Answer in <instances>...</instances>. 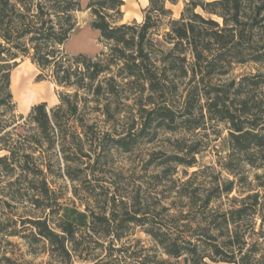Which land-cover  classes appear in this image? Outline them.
<instances>
[{
    "label": "trees",
    "instance_id": "16d2710c",
    "mask_svg": "<svg viewBox=\"0 0 264 264\" xmlns=\"http://www.w3.org/2000/svg\"><path fill=\"white\" fill-rule=\"evenodd\" d=\"M178 2L149 0L142 21H123L125 0H89L104 45L89 55L65 48L81 0H0V233L25 239L32 253L43 244L53 264H88L94 249L105 252L94 264H264V0H188L175 17L168 3ZM20 58L62 88L56 105L17 114ZM211 122L228 131L217 173L198 166L195 141L148 153L143 170L167 180L168 207L157 211L143 180L129 190L107 177L116 153ZM64 178L83 180L95 200L85 226L62 214L53 185ZM134 227L155 245L130 251Z\"/></svg>",
    "mask_w": 264,
    "mask_h": 264
},
{
    "label": "rangeland",
    "instance_id": "374dc122",
    "mask_svg": "<svg viewBox=\"0 0 264 264\" xmlns=\"http://www.w3.org/2000/svg\"><path fill=\"white\" fill-rule=\"evenodd\" d=\"M81 1L84 9L77 13L78 26L76 32L65 45V48L69 52L83 51L89 55H95L104 48V45L99 40V31L92 29L90 26L92 15L89 10H86V5L89 0ZM186 1L188 0H179L177 4L168 3V7L173 10L175 17L180 16ZM148 4L149 0H125V5L123 6V21H132L134 19L142 21L143 9ZM18 61V65L12 71V91L17 103V114L27 115L34 104L42 101H46L49 107L56 105L59 102L57 92L62 88L57 87L50 80H38L37 75L39 71L29 58H20ZM252 68L253 66L251 65L237 67L235 74L251 71ZM227 135L228 131L226 126L222 123L217 125V122L209 123L206 129L201 128L192 132L182 131L173 133L170 131H161L157 141H144L140 145V148L133 153H116L106 166L107 169H113V174L111 173L107 177L111 181H119L124 187L129 184V190H132L136 183L143 180L144 187H148V191L152 193L153 197L151 201L157 203V211H160L162 206L168 207L171 205L175 201V196L170 193L167 180L161 184H157L156 179L153 177L157 173V170L154 168H151L147 172L143 170L146 159H149L148 153L154 151L171 153L174 151L172 144L175 141H195L199 143V147L201 148V152L197 155L198 166L203 168L209 166L212 169H208V173H217L222 170L219 161H222L226 155V152L223 150V141ZM198 166L189 168V172L191 173L198 169ZM178 169L179 171L175 176L183 177L184 167L180 166ZM246 169L250 175L249 181H252L253 175L257 171L250 166H247ZM223 176L233 178L227 172H223ZM82 181H70L64 178L57 179L56 184L53 185L56 191L62 193L63 196L61 199V202L64 204L62 214L69 216L68 219L76 223L87 221V213L85 211L87 205H96L94 198L85 190L84 181ZM86 183L90 185L88 182ZM92 183L95 184V180ZM233 194H236V192ZM3 207V205H0L1 219H3ZM5 211H7L6 208ZM19 211L23 212L22 208ZM163 213L165 215L167 211L163 210ZM129 232L130 236L128 240L124 239V241L131 242L130 251H140L143 247L151 248L155 245L152 238L142 228L134 227ZM42 245H35L36 252L32 253L30 250L31 247L28 246L25 239L19 236L10 237L0 233V264H6L4 261L5 255L12 258V264H53L49 253L44 250V246ZM103 251L101 249H94L89 254L85 253L90 260L87 263L94 264L95 261L93 260L100 252L105 254ZM142 252L145 251L143 250ZM163 256L167 257L166 255ZM132 262H134L133 258L126 263L133 264ZM123 263L125 264V262ZM54 264L61 263L54 262ZM75 264H81V260L76 258Z\"/></svg>",
    "mask_w": 264,
    "mask_h": 264
},
{
    "label": "crops",
    "instance_id": "0c3cea01",
    "mask_svg": "<svg viewBox=\"0 0 264 264\" xmlns=\"http://www.w3.org/2000/svg\"><path fill=\"white\" fill-rule=\"evenodd\" d=\"M97 31V30H96ZM73 35V34H72ZM72 37V36H71ZM71 39V38H70ZM70 39L68 40V42L70 41ZM67 42V43H68ZM66 43V44H67ZM79 52H83V51H79ZM79 52H72V53H79ZM66 218H68L69 216H66V215H64ZM70 218H72V217H70ZM72 219H74V218H72ZM86 219H87V221H85V222H78L77 224H79V225H81V226H85L87 223H88V221H89V217H88V214L86 215ZM85 219V220H86ZM73 221V220H72ZM77 221V220H76ZM73 222H75V221H73ZM76 223V222H75Z\"/></svg>",
    "mask_w": 264,
    "mask_h": 264
}]
</instances>
